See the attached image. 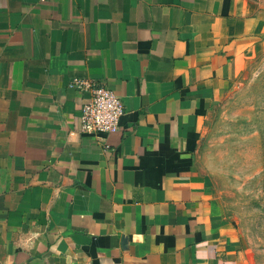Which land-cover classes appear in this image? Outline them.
Segmentation results:
<instances>
[{
	"label": "crops",
	"instance_id": "1",
	"mask_svg": "<svg viewBox=\"0 0 264 264\" xmlns=\"http://www.w3.org/2000/svg\"><path fill=\"white\" fill-rule=\"evenodd\" d=\"M262 54L251 0H0V264H244L196 160ZM74 77L115 132L79 131Z\"/></svg>",
	"mask_w": 264,
	"mask_h": 264
},
{
	"label": "rangeland",
	"instance_id": "2",
	"mask_svg": "<svg viewBox=\"0 0 264 264\" xmlns=\"http://www.w3.org/2000/svg\"><path fill=\"white\" fill-rule=\"evenodd\" d=\"M251 1L264 8V0ZM196 162L236 231L244 264H264V54L210 115Z\"/></svg>",
	"mask_w": 264,
	"mask_h": 264
},
{
	"label": "built area",
	"instance_id": "3",
	"mask_svg": "<svg viewBox=\"0 0 264 264\" xmlns=\"http://www.w3.org/2000/svg\"><path fill=\"white\" fill-rule=\"evenodd\" d=\"M67 87L88 95L87 101L81 106L80 132L107 135L117 130L123 108L110 90L79 77L71 78Z\"/></svg>",
	"mask_w": 264,
	"mask_h": 264
}]
</instances>
